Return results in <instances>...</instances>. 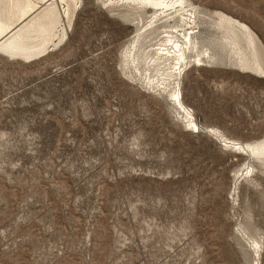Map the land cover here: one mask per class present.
Returning <instances> with one entry per match:
<instances>
[{
  "label": "rangeland",
  "instance_id": "1",
  "mask_svg": "<svg viewBox=\"0 0 264 264\" xmlns=\"http://www.w3.org/2000/svg\"><path fill=\"white\" fill-rule=\"evenodd\" d=\"M118 3L79 0L35 59L0 51V264H264V160L232 145L264 141V76L218 24L264 43V0H187L213 57L177 80L198 129L125 65L152 11Z\"/></svg>",
  "mask_w": 264,
  "mask_h": 264
},
{
  "label": "bare ground",
  "instance_id": "2",
  "mask_svg": "<svg viewBox=\"0 0 264 264\" xmlns=\"http://www.w3.org/2000/svg\"><path fill=\"white\" fill-rule=\"evenodd\" d=\"M78 2L79 0H0V51L23 60L41 56L67 36ZM118 2V5L152 11L149 22H144L141 16L137 18V35L125 52V65L133 67V73L141 76L144 84L152 88L160 85L165 91L169 90L171 100L187 113L189 124L198 129L194 116L184 105L177 80L182 73L183 62L187 65L189 59L194 57L196 63L203 64L205 58L213 57L208 49L202 50L195 40L196 16L190 5H187V0ZM218 17L228 57L240 70L263 77L264 43L260 36L240 19L224 13H219ZM142 38L156 40L157 46L150 50L148 48L147 51L141 45ZM141 63L146 66L141 67ZM232 145L238 152H250L264 160V141L257 144L232 142Z\"/></svg>",
  "mask_w": 264,
  "mask_h": 264
}]
</instances>
